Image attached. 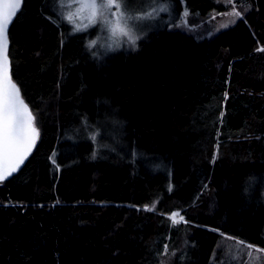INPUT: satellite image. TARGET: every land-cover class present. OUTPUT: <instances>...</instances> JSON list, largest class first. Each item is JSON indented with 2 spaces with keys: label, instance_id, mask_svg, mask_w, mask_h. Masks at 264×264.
Masks as SVG:
<instances>
[{
  "label": "trees",
  "instance_id": "obj_1",
  "mask_svg": "<svg viewBox=\"0 0 264 264\" xmlns=\"http://www.w3.org/2000/svg\"><path fill=\"white\" fill-rule=\"evenodd\" d=\"M249 1L214 36L161 21L108 51L96 26L22 0L8 58L40 135L0 182V264H264V0ZM185 5L198 21L230 8Z\"/></svg>",
  "mask_w": 264,
  "mask_h": 264
},
{
  "label": "rangeland",
  "instance_id": "obj_2",
  "mask_svg": "<svg viewBox=\"0 0 264 264\" xmlns=\"http://www.w3.org/2000/svg\"><path fill=\"white\" fill-rule=\"evenodd\" d=\"M138 1L118 0V6L101 9L99 0H97V14L94 23H90L88 20L91 8L82 7L86 2L90 3V0H52V4L53 9H56V4L60 7L64 16L72 23L74 31L96 26L90 44L103 47L108 51L134 43L140 37L139 25L150 24L152 26L155 23H161V21H166L168 27L181 28L183 25L190 32L199 31L203 35L214 36L221 29L229 27L241 18L232 13L240 11L244 17L252 6L249 0H224L230 6L227 11L215 12L206 20L198 21L194 16L190 17V10L185 5V0H181L182 5L177 0H152L140 6H129L137 4ZM165 8L167 11L162 10ZM185 9L188 11L186 18L184 17ZM117 22L125 29L126 35L118 30L114 31ZM83 25H87V27L85 28ZM223 25H227V27ZM254 247L258 248L259 246Z\"/></svg>",
  "mask_w": 264,
  "mask_h": 264
},
{
  "label": "snow or ice",
  "instance_id": "obj_3",
  "mask_svg": "<svg viewBox=\"0 0 264 264\" xmlns=\"http://www.w3.org/2000/svg\"><path fill=\"white\" fill-rule=\"evenodd\" d=\"M22 0H16V7L19 8ZM113 6H118V0H99V7L101 9H107ZM82 7L91 8V15L88 17L90 23L95 22V17L97 14V0H90L82 5ZM167 11V9H162ZM235 16L242 17V13L240 11H235L232 13ZM13 16L15 13L12 14ZM188 16V11L185 9L184 17ZM71 19V17H69ZM235 22V21H233ZM11 23V19L8 18L5 22L0 23V42H2L3 49V59L4 65L3 68L0 69L3 73V78L5 82L10 85L12 89V95L9 96L8 93H5L3 106L0 107V140H2L3 148L5 153L7 154L9 150H11L20 140L21 137L25 136V127L23 123L22 113L16 109V105L19 104L23 107L24 111L27 112L29 117L28 126H27V134H26V148L30 149L35 145L36 140L39 138V129L35 125V116L27 111L28 106L24 104L23 100L20 99V89L17 87L15 83L11 81V77L9 76L8 70V24ZM227 27V25H223ZM79 27V26H78ZM83 27H87V25H83ZM121 33L127 34L125 29L119 25L117 22L116 28ZM95 43V42H93ZM20 163H23V159L20 160ZM16 169L14 168L12 171L14 172ZM11 175V173H9ZM7 177L0 173V182H3ZM153 209H145V210H154ZM179 216V213H172V222L178 223L176 217ZM180 220H183V217H180ZM251 247V246H249Z\"/></svg>",
  "mask_w": 264,
  "mask_h": 264
},
{
  "label": "water",
  "instance_id": "obj_4",
  "mask_svg": "<svg viewBox=\"0 0 264 264\" xmlns=\"http://www.w3.org/2000/svg\"><path fill=\"white\" fill-rule=\"evenodd\" d=\"M20 7L21 4L19 8L16 7V0H0V23L5 22L8 18H10L12 22L13 18L15 17L16 13L19 11ZM13 13H15L14 16L12 15ZM10 25L11 23L8 24V30ZM8 45H9V40H8ZM3 65H4L3 49H2V42H0V69L3 68ZM8 70H9V76L11 77V81L16 84V82L13 80L11 76L9 58H8ZM6 92L8 93L9 96L12 95V89L10 85H8L5 82L3 78V73L2 71H0V107L3 106V101ZM20 99L23 100L22 98ZM23 102L24 104H26L24 100ZM15 107L19 112L22 113L23 123L25 127V136L21 137V140L11 150H9L7 154L4 151L2 140H0V173H3L6 177L9 176V173H13L12 170L14 168L16 170L19 168V166L22 164L20 163V160L23 159L24 162V160L26 159V157L33 148V147H31L30 149L26 148V143H27L26 134H27L28 121H29L27 112H25L23 107L19 104H17ZM27 111H29V108ZM144 207L150 208V205L145 204Z\"/></svg>",
  "mask_w": 264,
  "mask_h": 264
}]
</instances>
